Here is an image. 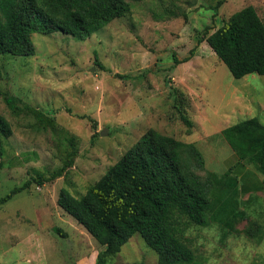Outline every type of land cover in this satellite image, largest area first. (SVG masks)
I'll return each mask as SVG.
<instances>
[{"label": "rangeland", "instance_id": "374dc122", "mask_svg": "<svg viewBox=\"0 0 264 264\" xmlns=\"http://www.w3.org/2000/svg\"><path fill=\"white\" fill-rule=\"evenodd\" d=\"M249 5L264 21V0H132L125 15L86 39L35 31L34 55H0V115L13 130L0 133V198L33 181L0 205V264L102 257L105 246L59 206V192L84 196L150 129L195 143L206 161L198 174L214 182L210 225L185 231L196 264H264V235L258 242L244 232L264 228V190L244 194V183L258 186L238 176L242 166L221 134L248 118L264 124V75L235 78L204 40ZM236 214L231 229L225 221ZM103 260L158 264V254L136 233Z\"/></svg>", "mask_w": 264, "mask_h": 264}, {"label": "trees", "instance_id": "16d2710c", "mask_svg": "<svg viewBox=\"0 0 264 264\" xmlns=\"http://www.w3.org/2000/svg\"><path fill=\"white\" fill-rule=\"evenodd\" d=\"M131 1L0 0V55H34L32 34L35 31L46 34L61 31L86 39L125 15L131 9ZM204 40L235 78L251 73L264 75V21L255 6L236 11ZM184 61L176 59L177 63ZM2 77L0 64V79ZM180 116L192 127V121L181 108ZM0 133L6 137L13 133L11 124L2 115ZM221 134L238 157L236 164L242 166L238 176L243 180L244 169L253 166L263 176L261 187L256 191H263L264 124L256 117L248 118L224 128ZM205 164L204 155L195 143L150 129L84 196L78 198L64 187L59 192L58 204L105 246L96 264H104L103 256L120 252L136 233L157 252L158 264H196L195 249L185 238V231L191 225H210L208 212L214 182L198 174V170L205 169ZM62 172L63 169L35 182L42 185L61 176ZM209 174L218 177L217 173ZM227 175L218 180L224 181ZM234 179L238 181L237 176ZM32 183L26 181L13 188L0 198V205ZM245 186L248 189L247 183ZM247 189L244 194L250 192ZM225 204L222 200L217 206ZM237 219L236 214L232 223H225L233 229ZM255 226L256 232L252 227L245 228L244 232L260 242L264 228L258 223ZM56 230L64 234L60 228Z\"/></svg>", "mask_w": 264, "mask_h": 264}, {"label": "crops", "instance_id": "0c3cea01", "mask_svg": "<svg viewBox=\"0 0 264 264\" xmlns=\"http://www.w3.org/2000/svg\"><path fill=\"white\" fill-rule=\"evenodd\" d=\"M233 156H235L236 158H238L236 156V154H234ZM238 161V159H237ZM247 175H250L252 177V180L257 184V186L260 188L261 187V181L263 179V176L258 173L255 169H253L252 167H246L244 169V173H242V178L244 179ZM242 189L243 191H245L247 189V186H245V183L242 185ZM248 192L247 194H251L253 192H261V191H253L251 186L248 185ZM88 261H86L85 259H77L76 264H96L97 263V257L95 259H93L92 261H89V263H87Z\"/></svg>", "mask_w": 264, "mask_h": 264}, {"label": "water", "instance_id": "95a60500", "mask_svg": "<svg viewBox=\"0 0 264 264\" xmlns=\"http://www.w3.org/2000/svg\"><path fill=\"white\" fill-rule=\"evenodd\" d=\"M102 134H106V130L102 131Z\"/></svg>", "mask_w": 264, "mask_h": 264}]
</instances>
